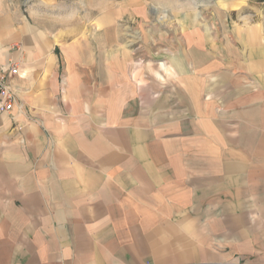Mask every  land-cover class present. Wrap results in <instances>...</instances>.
<instances>
[{"label": "crops", "instance_id": "1", "mask_svg": "<svg viewBox=\"0 0 264 264\" xmlns=\"http://www.w3.org/2000/svg\"><path fill=\"white\" fill-rule=\"evenodd\" d=\"M108 33L0 6V264H264L259 29L232 64L205 37L138 70Z\"/></svg>", "mask_w": 264, "mask_h": 264}, {"label": "rangeland", "instance_id": "2", "mask_svg": "<svg viewBox=\"0 0 264 264\" xmlns=\"http://www.w3.org/2000/svg\"><path fill=\"white\" fill-rule=\"evenodd\" d=\"M0 6L63 42L109 30L132 70L168 65L197 38L220 43L225 64L242 58L235 50L248 47V30L259 29L264 46V0H0Z\"/></svg>", "mask_w": 264, "mask_h": 264}, {"label": "built area", "instance_id": "3", "mask_svg": "<svg viewBox=\"0 0 264 264\" xmlns=\"http://www.w3.org/2000/svg\"><path fill=\"white\" fill-rule=\"evenodd\" d=\"M18 74L14 63L0 67V113H8L16 105V95L9 85V79Z\"/></svg>", "mask_w": 264, "mask_h": 264}]
</instances>
